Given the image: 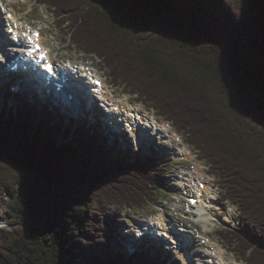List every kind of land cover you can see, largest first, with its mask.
<instances>
[{
  "label": "trees",
  "instance_id": "trees-1",
  "mask_svg": "<svg viewBox=\"0 0 264 264\" xmlns=\"http://www.w3.org/2000/svg\"><path fill=\"white\" fill-rule=\"evenodd\" d=\"M39 1L199 151L245 225L221 235L264 264V0H248L241 19L237 0ZM13 97L14 110L0 103V190L18 226L0 227V264H164L116 238L120 211L157 203L166 187L160 159L131 161L97 129Z\"/></svg>",
  "mask_w": 264,
  "mask_h": 264
},
{
  "label": "rangeland",
  "instance_id": "rangeland-1",
  "mask_svg": "<svg viewBox=\"0 0 264 264\" xmlns=\"http://www.w3.org/2000/svg\"><path fill=\"white\" fill-rule=\"evenodd\" d=\"M6 2L7 5H15L16 10L21 14L22 19L26 22L31 24L32 28H38L40 30L43 31L44 33V39L46 40V44L51 47L54 46L57 48V51L54 54V57L58 59V61H77V62H86V63H94L96 62L97 65L99 66L100 64V60L95 58V57H91L89 55H87L86 53L82 52L81 50L76 49L75 45L73 44L72 39L70 38V36L67 34V31H64L63 28L61 27V25H59V21L56 20V13H52L51 11L53 10L52 7H48L47 5H43V4H39L37 3L35 0H26V1H14V4H10L11 0H4ZM21 1V2H20ZM241 4H240V2ZM13 2V1H11ZM238 5H239V9H237L236 5H235V15L234 17L238 18L239 16V12L241 10V6L242 7V18L244 17V14L246 13L247 9H248V0H245L244 3L242 2V0H237ZM12 10L11 7H9V10ZM21 11V12H20ZM30 13V14H29ZM3 16L5 17V15L3 14ZM240 17V16H239ZM233 21V18H231ZM241 19V17H240ZM68 23L66 22V24L64 25L65 28L66 25ZM225 28L223 30L226 29H231L233 30V22H229L228 19L225 20ZM40 26V27H39ZM2 28H7V25H3ZM8 32V29L6 30ZM6 31H4L6 33ZM7 40V39H5ZM58 55V57H56ZM4 56L2 57V59H4ZM63 62V61H62ZM0 64H2L0 62ZM83 64V63H80ZM3 65V64H2ZM103 66V65H102ZM92 69V68H90ZM102 69V68H101ZM94 70V68H93ZM103 70V69H102ZM5 87V86H4ZM124 88V87H123ZM115 89L118 91V95H122L123 93V89L122 87L119 86H115ZM125 89V88H124ZM0 94L3 95V97L6 95L5 94V88L2 87V89H0ZM134 97L136 98V95H134ZM3 100V99H2ZM13 102H10V105L15 106L16 105V100L12 99ZM3 104V102H1ZM38 104V103H37ZM138 106H144L142 102H137ZM39 108H41V104H38ZM15 108H13L12 110H14ZM91 112V110H90ZM55 114V113H53ZM52 114V115H53ZM90 115V114H89ZM68 117H71L70 115H68ZM62 118V117H61ZM79 118H83L79 116ZM52 119L55 120V122H62V121H68V122H72L66 118L60 119L58 116L53 117ZM81 121V120H79ZM88 123V122H87ZM90 123V122H89ZM79 125H82L84 123L79 122ZM102 133L105 135V130H101ZM177 131L174 127L172 129V132ZM178 132V131H177ZM180 135L183 136V140L184 142L182 143L183 146H186L187 148L191 149V152L193 153L194 156H196V160H199V152H197V150H195L192 146H190L187 142H186V136L183 135L182 133L179 132ZM150 141V140H149ZM170 141L168 140V143ZM108 145H111L115 148V152L117 151L122 153V156H126L129 159L132 160H136L137 158L145 161L148 157H157L158 159L161 160V163L163 165H165L166 171H167V179H166V187L165 188H159V194H158V201L156 204L154 203H150L148 202L143 208L141 209H132L129 207H124V210L121 214V216H119V218L121 219V227L119 230V235H116V238L122 243L123 241V237L125 238V234L128 235V237L130 238V240H132V238L134 236H130V234H134L136 232V229L138 228V225L140 223H144L143 221L146 220L149 217H152L153 214L160 209L165 210L169 215L172 216V218H174V220H183L181 218V216L183 214L180 213V209H185V207L187 206V203L185 201V197L188 194H191L192 192V183L183 180L184 174L183 172L185 170H190L192 173L195 172V170L193 169V165L194 162H192L191 160L189 161H183L180 160L178 158V151L176 149V147L174 145H178L180 143H172L174 147L170 148L169 146H167V144H163V147L160 149L159 152L156 153H152L151 151H149L148 149L145 148H138L137 146H133V145H127L126 143L121 141V138L118 137L117 142L116 143H112V141H107ZM159 143L161 144V142L159 141ZM131 160V161H132ZM205 162V161H204ZM207 164V162H205ZM203 164V163H202ZM201 165L202 169L206 172L205 176H208V179H211L212 181H216L218 182L219 178L212 174L210 172L211 170V166L210 164H207L206 167L207 169H204V164ZM210 169V170H208ZM183 171V172H182ZM202 171V170H201ZM212 171V170H211ZM218 179V180H217ZM188 183V184H187ZM185 184V185H184ZM214 190H216L214 188ZM213 193V191H212ZM10 198V194L9 193H5L3 194V191L0 190V227H3L5 229H11L12 228H16L18 225L16 223V221L11 220V218H7V213L5 208H7L8 203L7 200ZM222 201H218L216 204L219 205L220 207L221 204L223 205ZM214 204V203H213ZM234 209V219L231 220V223L228 221H224L223 218L219 215L218 213V209L216 210L215 214H213V217H217L220 219V221L216 222V223H211L208 228H210V231L212 236L216 239L219 238L220 241L222 242V245H224L227 249L228 254L233 257L230 258L232 261L235 260L237 258H239L237 256V254L235 253V248L234 245L228 241H226L225 239H223L220 234H218V230L219 233L227 232L229 230H233L236 228H241L240 224H239V213L236 214L237 211V206L234 205L233 207ZM236 216V218H235ZM178 225H180V222H178ZM202 225H204L203 223H201L200 226H197L198 230H201ZM234 231V230H233ZM129 240V239H128ZM125 247L123 248V251L125 253H127L128 255L132 254V252L134 251L135 247L130 248V246H128V244L124 245ZM169 246V245H168ZM112 249L116 250L117 249V245L115 242L112 241V243H110V246ZM145 249L150 248V245H144ZM168 247L166 246L164 250L155 253V252H150L151 257H156L158 254L162 255L163 257H165L168 251H165ZM210 251V248L207 245H204L201 243V241L198 239V242L195 243V247L191 252V256L194 257V264H206L207 262V256H203V254L205 252ZM229 259V258H228ZM240 259V258H239ZM174 258L170 257L169 263L173 262ZM243 264H247L244 260ZM193 262V261H192Z\"/></svg>",
  "mask_w": 264,
  "mask_h": 264
},
{
  "label": "bare ground",
  "instance_id": "bare-ground-1",
  "mask_svg": "<svg viewBox=\"0 0 264 264\" xmlns=\"http://www.w3.org/2000/svg\"><path fill=\"white\" fill-rule=\"evenodd\" d=\"M12 1H15V0H12ZM21 1H26V0H21ZM0 5H1V8H0V28L2 27L4 22H7L8 33H10V35H11V36H7V37H9L10 39L12 37V39H13V42L8 41V44L13 43V44H15V47H17L18 49L20 48L21 50H25L29 46V43L31 41V32H33L35 30H31L32 26L30 27V24L26 23L22 19L21 14L19 12H17L15 9H14L13 18L10 19L9 16H7V15L11 11H9V10L6 11L4 0H0ZM3 14L5 15V17L3 16ZM1 37L3 38L4 35L1 36V34H0V41L2 42V44L0 45V49L4 50L5 44L1 40ZM4 39H7V38H4ZM12 50H13V48H12ZM9 55H12V52H10ZM1 57H2V55L0 53V62L3 63L1 61ZM19 59H20L19 57L13 58V61H17ZM7 62H9V59L8 60L6 59V63ZM57 67H58V69H61V70H65V69L68 70V68L71 67V63L68 62V61H64V62H61V63H57ZM77 67L80 69V73L82 72V74H84L88 70L84 64H79V65H77ZM42 69L44 70V68H42ZM7 83H8V81H6L5 79H1L0 80V87H4ZM18 83L20 84L21 87H25V88L28 87L27 84H23L22 82H18ZM92 87H93V84L91 85V88H89L88 90L89 91H95V90H93ZM106 93L108 95V98L112 97L111 96V92L109 90H106ZM87 102H85L83 100H79L78 103H77V106H78V109H79V111L77 113H79L80 117H82V116H83V118H85V117H93L95 115L96 111H97V106L98 105L96 106V104L92 101L91 98H87ZM117 102H119V101L117 100ZM43 103L47 104L48 101L47 102H43ZM100 104L102 105V103H100ZM52 105H56V104H52ZM59 107H62V106H59ZM121 107H123L124 109H130L132 106L128 103V101H124V102H121ZM118 108L119 107H117L116 110H118ZM64 109L67 112L70 111V110H68V108H64ZM90 110H91V112H90ZM130 118H131L130 116L127 117V119H130ZM161 128H162V130H167L168 129V125L161 124ZM123 134H126L124 129H123ZM135 136H136V133L132 132V133H130L129 138L130 137L132 138V137H135ZM168 144L170 146H173L172 143H168ZM142 147L144 148V146H141V148ZM181 156H183V155H180V157ZM201 170H202V168L200 166H198V167H196V172H193V173L190 170H188V169L185 170L184 172L182 171L183 174H184L183 180H186V181L191 183V181L196 179L195 174H198L199 176H203V173L201 172ZM195 182H196V180H195ZM207 192L210 193L211 192L210 189H208ZM211 197L213 198L215 196L211 195V196H209L207 198H211ZM206 200H207L206 198L200 197L199 204L197 205V207L193 206L192 209H193V213H194L195 217L198 218L197 220L204 224L203 225L204 228L208 229V226L213 221H216V218L213 217L212 213L209 212V206H204L203 201H206ZM207 203L211 204L212 201L209 200V201H207ZM183 213H184V211H183ZM161 217H164V215H162ZM137 229H139V227ZM127 244H128V246H130V248L134 247V244L131 243V242H128ZM203 256H207L208 257L206 264H242V263L237 262L236 259L232 261L231 259H228V258L222 259L223 256L222 257L216 256V254L213 252V249L212 250L210 249V251L205 252L203 254ZM184 257L187 258V263H191L193 261V258H194V257L189 256L187 252L184 253ZM220 259H222V260H220Z\"/></svg>",
  "mask_w": 264,
  "mask_h": 264
},
{
  "label": "snow or ice",
  "instance_id": "snow-or-ice-1",
  "mask_svg": "<svg viewBox=\"0 0 264 264\" xmlns=\"http://www.w3.org/2000/svg\"><path fill=\"white\" fill-rule=\"evenodd\" d=\"M36 35H37V38H38V34H36ZM32 42L35 43V41H32ZM36 46H37V48H39V45L38 44Z\"/></svg>",
  "mask_w": 264,
  "mask_h": 264
}]
</instances>
